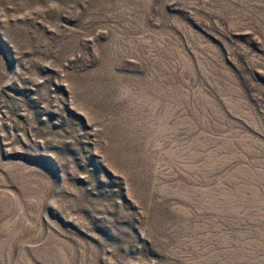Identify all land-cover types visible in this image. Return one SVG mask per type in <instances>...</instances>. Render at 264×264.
<instances>
[{
  "label": "rangeland",
  "instance_id": "1",
  "mask_svg": "<svg viewBox=\"0 0 264 264\" xmlns=\"http://www.w3.org/2000/svg\"><path fill=\"white\" fill-rule=\"evenodd\" d=\"M0 264H264V0H0Z\"/></svg>",
  "mask_w": 264,
  "mask_h": 264
}]
</instances>
